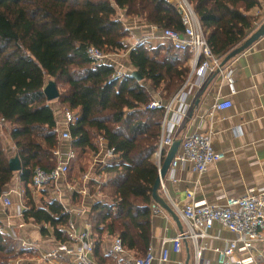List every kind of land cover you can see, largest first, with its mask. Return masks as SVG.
Listing matches in <instances>:
<instances>
[{"label": "trees", "instance_id": "16d2710c", "mask_svg": "<svg viewBox=\"0 0 264 264\" xmlns=\"http://www.w3.org/2000/svg\"><path fill=\"white\" fill-rule=\"evenodd\" d=\"M188 1L207 44L221 60L261 24L254 13L259 0ZM119 9L145 24L183 31L179 11L166 0H0V139L10 137L20 159L23 214L47 224L41 226L43 233L52 229L58 240H70V213L53 198L36 205L31 194L35 168L54 167L58 136L43 92L46 82L53 80L58 102L76 116L68 126L75 154L98 152L101 138L112 150V158L97 169L110 177L94 182L105 207L101 222L90 226L101 264H118L104 248L107 235L119 236L135 257L150 245L152 190L158 176L154 153L164 109L147 107L153 97L146 85L162 101L168 100L185 82L192 57L189 49L140 39L126 59L140 80L117 75L111 64L94 61L87 53L89 46L105 54L128 49L130 34L118 19ZM9 159L0 149V194L14 176ZM10 245L0 222V264H11Z\"/></svg>", "mask_w": 264, "mask_h": 264}, {"label": "crops", "instance_id": "0c3cea01", "mask_svg": "<svg viewBox=\"0 0 264 264\" xmlns=\"http://www.w3.org/2000/svg\"><path fill=\"white\" fill-rule=\"evenodd\" d=\"M259 1L260 6L255 10V14L264 8V0ZM257 17L256 23L262 24L264 16H261V20L260 16ZM136 20L140 28L130 34L128 45L132 46L143 38L152 42L158 40L148 24ZM261 24L254 27L253 32ZM128 52L129 50L125 52L126 59ZM219 60L221 61L220 58ZM102 62L111 64L117 74L124 75L135 71V68L117 53H107ZM220 70L223 73L228 70L232 72V84ZM146 87L153 99L160 101L161 106L178 91L168 100L162 101L157 91L148 85ZM217 98L229 99L232 104L228 109L215 111L213 106ZM50 105L56 127L66 129L63 122V105L57 99L50 101ZM167 120L174 139H181L192 133H211L213 147L216 151L223 152V157L210 164L203 173L194 172L187 163L177 168L176 181L171 178L169 170L161 180L159 194L179 215V221L155 203L163 212L151 213L150 246L155 254L152 264H219L218 251L236 236L219 223H215L206 231V236L198 241L201 247L199 255L195 242L186 238L179 252L170 251L168 260L161 262L159 256L162 247L169 245V239L187 230L188 224L181 214L182 206L188 200L185 192L195 191L198 204L219 205L223 204L227 197L242 196L264 187V34L208 76H193L191 83L173 101ZM99 142L98 152L78 157L71 148V140L58 139L54 151L58 150L59 154L53 151L54 166L63 162L68 152H74V156L66 160L67 172L62 179L41 190L31 188L36 205H42L50 198L60 202L70 213V221L74 222L76 230L82 229L85 224H99L105 210L100 203L102 192L94 182H104L110 177V174L97 173V169L99 165L107 163L112 154H109V148L102 138ZM0 149L9 158L16 155L15 145L6 135L0 139ZM154 158L157 163L155 153ZM19 173L20 171H14L11 183L5 188L9 192L11 204L5 206L0 199V222L3 231L11 239L7 254L14 255L11 264H57L54 258L45 259L44 256L56 247L60 240L53 235L52 229H49L47 234L43 233V223L27 220L23 214L21 196L25 185L19 178ZM43 226L46 227L47 224L44 223ZM261 235V239L254 244L253 251L264 261V229L261 230ZM114 237L106 236L105 250L116 255L118 264H134L135 256L132 252L112 251ZM247 254V251L235 250L233 256L227 258V264H241L240 260ZM63 261L61 264H66Z\"/></svg>", "mask_w": 264, "mask_h": 264}, {"label": "built area", "instance_id": "2783aa9c", "mask_svg": "<svg viewBox=\"0 0 264 264\" xmlns=\"http://www.w3.org/2000/svg\"><path fill=\"white\" fill-rule=\"evenodd\" d=\"M166 1L174 5L179 11L183 31L180 32L173 28H159L155 24H148V27L158 40L168 43L178 50H191L192 57L190 59V71L185 82L181 85L176 94H174L163 106L164 115L161 122V132L155 151L158 174L164 155L174 140L167 120V114L172 107L173 101L177 95L182 93L185 87L191 83L193 76L199 75V77H206L215 71L216 68H221L220 60L207 44L201 24L189 1ZM118 11V19L126 31L131 34L140 28L138 21L136 19H131L124 9H119ZM256 14L260 16L259 20H261V16H264V8L258 10ZM132 46L128 45L127 50L132 48ZM87 53L97 62H102L106 55L101 49L95 46H89L87 48ZM220 71L223 73L222 70ZM223 76L232 84V72L230 70L223 73ZM231 104V100L229 99L217 98L215 99L213 110H225L228 109ZM159 106H161L160 101L154 99L147 105L150 109H155ZM182 114L184 115L185 111L182 112ZM63 117L66 129L61 130L56 127L55 121V131L57 132L59 140H71L68 126L76 119V116L72 111L65 109ZM54 153L59 154V151L55 150ZM109 154H112V150H109ZM73 156L74 152L71 150L68 152L63 162L58 163L48 170L37 166L32 176L31 188L41 190L62 179L68 169L66 160H70ZM222 157L223 152L216 151L213 147L211 133H192L181 138L179 148L174 154L168 170L171 178L176 181V170L179 166L188 163L191 165L194 172L203 173L210 164ZM20 184L22 185L23 182H20ZM185 196L188 200L183 204L181 214L188 224L187 230L181 231L178 235L169 239V245L162 247L159 256L161 262L168 260L170 251L179 252L183 240L186 238H190L195 242L197 255H199L201 247L198 245V241L206 236V231L212 228L215 223H219L236 235L235 238L229 240L223 249L218 251L219 264H227V258H231L235 250L248 252V254L240 260L241 264H264V261L259 259L253 251L254 244L261 239V230L264 229V187H261L256 192L246 193L242 196L227 197L224 203L219 205L196 203L197 194L195 191L185 192ZM0 199L5 206L11 204L9 192L7 190H4L0 194ZM160 211L163 212L158 205H152V213H158ZM68 233L70 240L67 242L59 241L56 247H53L45 254V259L54 258L57 264H61L63 259H65L63 262L66 264L68 262L70 264H101L95 257L89 224H85L82 229L76 230L74 222L71 220L69 222ZM112 251L114 253L125 252L122 240L119 236L114 237ZM154 259L155 254L149 245L145 254L135 257L133 262L134 264H152Z\"/></svg>", "mask_w": 264, "mask_h": 264}, {"label": "water", "instance_id": "95a60500", "mask_svg": "<svg viewBox=\"0 0 264 264\" xmlns=\"http://www.w3.org/2000/svg\"><path fill=\"white\" fill-rule=\"evenodd\" d=\"M264 34V22L260 25L258 29H256L251 35L245 39L240 45L232 49L228 54L220 61V66L222 67L225 65L229 59H231L233 56L241 53L243 50L248 48L253 42H255L261 35ZM131 76L136 77L138 80L141 79V76L137 74V71H134L130 73ZM43 92L46 95V98L48 101H52L54 99H57L59 96V91L57 88V84L53 80H48L46 84L43 87ZM181 139H174L171 145L169 146L166 154L164 155L162 165L159 171V174L156 178V181L153 186L152 190V197L156 204L160 205L162 208H164L169 214L173 216V218L178 222L179 221V215L174 211L173 208H171L165 200L160 196L159 194V187L161 185V180L165 177L171 160L174 156V154L177 152L179 145H180ZM9 167L12 171H20L21 170V163L18 155H15L9 159Z\"/></svg>", "mask_w": 264, "mask_h": 264}, {"label": "rangeland", "instance_id": "374dc122", "mask_svg": "<svg viewBox=\"0 0 264 264\" xmlns=\"http://www.w3.org/2000/svg\"><path fill=\"white\" fill-rule=\"evenodd\" d=\"M131 19H135V18H132V17H130ZM139 29V28H138ZM138 29L136 30V31H138ZM135 31V32H136ZM130 34V33H129ZM155 42L156 41H160V40H154ZM125 52H126V50H120V51H118V52H113V53H117L118 54V56H121V58H123V59H125L126 60V54H125ZM110 54V53H109ZM127 61V60H126ZM6 190V189H5ZM3 209V208H2ZM4 210V209H3ZM8 213V212H7ZM116 256V255H115Z\"/></svg>", "mask_w": 264, "mask_h": 264}]
</instances>
